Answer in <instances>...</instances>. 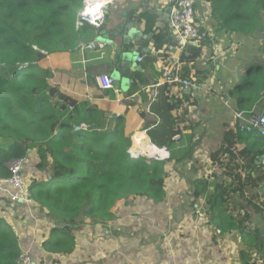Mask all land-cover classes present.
<instances>
[{
	"label": "trees",
	"instance_id": "trees-1",
	"mask_svg": "<svg viewBox=\"0 0 264 264\" xmlns=\"http://www.w3.org/2000/svg\"><path fill=\"white\" fill-rule=\"evenodd\" d=\"M83 1L0 0V179L10 176L13 159L36 152L35 166L43 177H30L29 193L52 221L43 246L54 262L74 252L75 231L85 217L112 221L122 199L146 196L161 202L169 162L177 168L193 160L202 140L194 133L199 123L188 118L186 102L197 104L187 92L192 86L186 91L176 82L158 85L149 108L157 120L133 107L110 119L107 110L58 85L57 73L62 71L41 66L46 55L73 51L81 41L94 39L95 28L76 24ZM214 6L225 13L223 25L230 32L259 41L241 81L227 92L236 100V110L251 109L264 93V0H226L224 7ZM201 56L193 46L184 52L182 78L194 83L208 78L198 68ZM139 85L134 83L128 95ZM108 95L116 99L113 92ZM138 131H145L153 145L167 148L170 158L131 152ZM263 156L259 131L226 130L210 154L220 173L192 181L191 196L205 197V216L214 230L238 233L239 264L264 259V164L252 168ZM22 253L15 230L0 216V264H18Z\"/></svg>",
	"mask_w": 264,
	"mask_h": 264
},
{
	"label": "crops",
	"instance_id": "crops-1",
	"mask_svg": "<svg viewBox=\"0 0 264 264\" xmlns=\"http://www.w3.org/2000/svg\"><path fill=\"white\" fill-rule=\"evenodd\" d=\"M173 1L113 0L108 7L105 28L94 29L96 34L92 40L97 42L96 50L85 53V58L90 61L80 62L81 54L76 48L46 55L41 66L62 71L57 73V84L77 99L107 110L110 119L114 118L115 113L121 114L133 107L138 112H145L148 118L157 120L149 108L156 87L161 84L160 72L168 53L167 47L173 41L170 26ZM215 2L221 7L226 4V0H195L196 20L209 31V37L192 46L202 53L197 64L199 69L207 71L208 78L203 83H195L191 91L188 89L190 87L183 86L197 101L192 106L186 102L189 120L199 123L194 133L202 137L194 159L177 168L169 162L170 176L161 202L146 196L122 199L117 203L116 217L112 221L100 222L85 217L75 231L77 245L74 252L59 262H54V256L47 253L43 246V240L51 231L52 221L35 204L13 202L8 193L0 189V216L15 230L22 251L30 252L32 264L240 263L238 233L221 234L214 230L205 216V197L195 200L191 196L193 179L208 176L214 171L220 173L219 165L212 161L210 154L218 148L226 130L233 131L236 123V100L228 97L227 92L241 81L246 62L259 47L257 39L232 33L223 25L226 15L214 11ZM127 22L133 25L135 34H144L145 43L136 47L134 61L137 66L131 70L128 80L124 79L114 89L102 91L97 75H112L115 66L108 57L104 60L92 59L99 52L106 51V42L99 41L100 33L107 30L112 34L118 25ZM139 57L143 58L142 61H138ZM125 71L126 68H123V77ZM196 79L197 76H192L193 81ZM143 81L149 83L143 86ZM134 83L140 84L139 89L129 96ZM109 92H113L116 99H111ZM118 98L127 101L120 103ZM133 140L130 151H145L153 155L150 151L146 152V145L152 143L145 131L136 132ZM144 140H147L146 145ZM30 157L31 163L24 168L28 183L30 177H43L35 166L38 160L36 152L32 151ZM234 203H238V196ZM262 225L261 229H264L263 222ZM257 264H264V259Z\"/></svg>",
	"mask_w": 264,
	"mask_h": 264
},
{
	"label": "built area",
	"instance_id": "built-area-1",
	"mask_svg": "<svg viewBox=\"0 0 264 264\" xmlns=\"http://www.w3.org/2000/svg\"><path fill=\"white\" fill-rule=\"evenodd\" d=\"M113 0H84L83 7L78 13L77 27L91 26L96 30L104 29L107 22V11ZM195 0H174L170 9V26L173 32V41L168 45V58L162 65V75L160 82L166 81L176 82L184 87H193L195 83L189 79L182 78V56L194 43L206 41L209 37V31L199 24L196 20ZM97 42L81 41L77 49L81 54L80 62L86 63L90 59L85 58V53L89 50H96ZM107 57L106 51H101L92 57L95 60H104ZM142 57L138 61H142ZM97 82L103 90H111L115 88V80L111 75L98 74ZM120 103H125L127 99H117ZM73 106H70L72 109ZM120 113H115L119 116ZM234 117L236 119L235 127H239L242 131L251 132L257 130L264 137V93L262 97L247 110H235ZM78 128V127H77ZM154 146L150 143L147 144ZM155 147V146H154ZM149 151L160 159L170 158V152L165 148L155 147ZM142 153L145 151H131ZM31 163V157L25 156L19 159H13L9 164L10 176L0 179V189L8 193L9 198L13 202H21L26 205L34 204L29 193V183L25 177L24 168ZM18 264H32V258L29 251H25L18 259Z\"/></svg>",
	"mask_w": 264,
	"mask_h": 264
},
{
	"label": "water",
	"instance_id": "water-1",
	"mask_svg": "<svg viewBox=\"0 0 264 264\" xmlns=\"http://www.w3.org/2000/svg\"><path fill=\"white\" fill-rule=\"evenodd\" d=\"M129 22H127V24L123 23L118 25L112 34L107 30H102L100 33L101 37L99 41L106 42L107 47H105V50L107 52V57L112 65L115 66L111 76L114 78L117 87L121 82H124V79H129L131 70L137 66V63L134 61L136 47L140 43H145L144 34L142 32L135 34L132 29L133 25H129ZM123 68H126L124 77L122 73ZM142 153L145 154V152ZM261 163L264 164V160H256L252 168H256V166Z\"/></svg>",
	"mask_w": 264,
	"mask_h": 264
},
{
	"label": "bare ground",
	"instance_id": "bare-ground-1",
	"mask_svg": "<svg viewBox=\"0 0 264 264\" xmlns=\"http://www.w3.org/2000/svg\"><path fill=\"white\" fill-rule=\"evenodd\" d=\"M142 141H143V140H142ZM146 141H147V140H144V145H146V143H145ZM139 142L142 144V142H141V141H139ZM144 147H145V146H144ZM146 149H148V150H146V152H147V151H149V149H150V150L152 149V151H154V150H155V148H154V147H150V148H149L147 145H146Z\"/></svg>",
	"mask_w": 264,
	"mask_h": 264
},
{
	"label": "rangeland",
	"instance_id": "rangeland-1",
	"mask_svg": "<svg viewBox=\"0 0 264 264\" xmlns=\"http://www.w3.org/2000/svg\"><path fill=\"white\" fill-rule=\"evenodd\" d=\"M143 148L145 149V147L143 146ZM146 150V149H145Z\"/></svg>",
	"mask_w": 264,
	"mask_h": 264
}]
</instances>
